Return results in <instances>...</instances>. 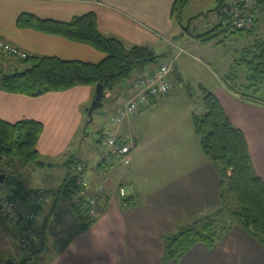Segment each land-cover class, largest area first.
I'll list each match as a JSON object with an SVG mask.
<instances>
[{
    "label": "crops",
    "instance_id": "0c3cea01",
    "mask_svg": "<svg viewBox=\"0 0 264 264\" xmlns=\"http://www.w3.org/2000/svg\"><path fill=\"white\" fill-rule=\"evenodd\" d=\"M175 1L0 0V39L18 47L30 57H57L63 60L97 63L105 57L103 53L61 37L20 28L16 24L17 18L28 13L40 19L70 22L76 16L94 12L103 35L120 39L127 46L146 45L155 48L161 44L163 38L172 34L178 37L175 29L179 20L172 17ZM216 2L217 0L213 3ZM212 42L214 41H210ZM173 53L168 58L173 56ZM12 58V55L0 51V77L14 74L10 73V70L20 72L17 69L21 67L16 66ZM153 68L155 67L148 70ZM174 68L171 73L172 88L167 96L151 100L138 114L121 124L114 125L110 118L108 125L101 129L103 132L113 130L123 140L135 142L136 147L128 165L130 167L119 162H106L107 164L101 166L102 152L99 157L90 152L87 156L80 154L82 146H77L75 142L85 133L84 110L92 102L94 88L79 86L33 98L8 93L0 85V119L10 123L26 119L42 123L43 132L37 148L43 160L55 164L52 168L30 167L26 171V167H22L24 169L19 177L24 187L33 190L56 189L68 176L65 163L72 156L83 160L87 164L86 170L92 167L93 177L90 181L93 189L99 184L105 187V196L99 202L96 222L85 231L78 232L80 225L73 203L72 206L61 205V196L54 195L56 198L52 201L48 213L43 214L46 210L44 206L37 213V222H40L42 217L43 221L41 226L35 224L33 231L31 230L32 236L40 238L39 232L47 219L45 250L51 249L49 246L52 235L60 236L55 241L61 240V245L52 248L55 253L50 258L52 264H164L163 236L174 233L177 224L185 223L220 205V175L210 160L201 156V139L197 149V139L194 137L198 134L194 129V118L190 117L191 104L181 118L176 117L169 119L167 123L164 122V129L156 131L153 138L149 139L148 145L158 146L157 150L162 155L159 178L154 175L141 176L136 171L139 150L143 144L133 127L136 123L133 118H141V115L145 116L156 105L172 99L176 87ZM137 74L139 73L134 76ZM129 80L112 93L113 99L105 105L112 117L119 106L131 96ZM214 94L233 124L244 132L250 146L254 171L264 180V109L252 105L258 104L257 102L248 101L224 87L218 88ZM153 151L149 152L151 156L156 154ZM192 152L195 158L189 161L187 158L192 157ZM117 166L120 168L116 169ZM37 169L48 170L51 175L56 174L61 184L56 188H28L25 179L34 182L32 176ZM103 171L105 172L102 173ZM120 185L126 186L130 196L135 198L132 207L125 208L121 205L117 193ZM32 209L33 203L25 199L18 200L15 207V210L23 215ZM74 217L77 229L65 237L66 225L73 222ZM19 235V230L8 215H0V258L18 261ZM40 258L43 259V254ZM168 264H264V247L235 224L212 249L198 244L182 258L172 260Z\"/></svg>",
    "mask_w": 264,
    "mask_h": 264
},
{
    "label": "trees",
    "instance_id": "16d2710c",
    "mask_svg": "<svg viewBox=\"0 0 264 264\" xmlns=\"http://www.w3.org/2000/svg\"><path fill=\"white\" fill-rule=\"evenodd\" d=\"M189 1L176 0L172 7V17L181 20ZM229 4L226 0H217V6L211 12L220 19L217 26L219 29L215 28L203 34V37L198 36L201 37V41H214L216 34L213 32L220 31V28L222 32L242 38L254 36L255 26L260 17L256 15L251 27L236 29L232 26V17L228 12ZM260 4L264 8V0H261ZM16 24L23 29L90 46L103 53L105 57L97 63L63 60L57 57H27L22 59L27 65L23 71L2 76L3 81L0 85L8 93L36 98L79 86H90L95 90L98 84H102L105 92L98 106L99 110L104 106L106 93L115 92L122 84L124 86L137 72L143 73L170 59L168 55L163 57L156 55L154 48L150 46H127L120 39L103 35L94 12L76 16L70 22L40 19L25 13L17 18ZM221 43H224V40L218 41V44ZM234 65L247 70L248 88L263 83L264 41L257 39L251 49H244L242 56ZM233 79L236 81L237 77ZM225 86L229 91L245 97L233 87ZM203 104L204 115L194 116V129L201 138L203 153L220 175V205L185 223L177 224L174 233L163 236L164 264L182 258L198 244H204L208 249H212L235 224L264 247V180L254 171L248 140L244 132L233 124L213 92L203 89ZM89 107L84 110L85 119ZM42 132V123L34 120L10 123L0 119V173L6 175L4 182L0 183L6 188V196L0 198V201L9 198L17 201L26 200L31 194L45 198L50 195L63 196L68 201H73L74 212L80 225L78 232L85 231L95 224L96 219L81 213L82 197L76 166L80 163L85 167L87 164L83 160L77 156L69 158L65 163L68 176L59 187L51 190L27 189L20 180L17 170L10 169V173L4 170L5 166L8 168L12 163L21 167L40 169L54 167L55 164L43 160L38 151L37 146ZM103 133L102 130L99 131V144ZM103 164H107L106 161L103 160L101 166ZM228 194L235 201L233 208L228 203ZM134 199L133 196L120 198V202L123 207L129 208L133 206ZM124 203L127 205L124 206ZM32 210L39 213L42 207L33 205ZM47 226L46 219L38 235L40 238L30 235V247L24 252H29L30 255L22 257L21 264L31 263L36 260L37 254L44 252ZM31 230L29 229V234ZM0 262L5 264L3 258H0Z\"/></svg>",
    "mask_w": 264,
    "mask_h": 264
},
{
    "label": "rangeland",
    "instance_id": "374dc122",
    "mask_svg": "<svg viewBox=\"0 0 264 264\" xmlns=\"http://www.w3.org/2000/svg\"><path fill=\"white\" fill-rule=\"evenodd\" d=\"M215 1L216 0H190L183 13L182 19L177 22L175 34L178 35V37H174L175 35L172 34L166 38H163L164 40H162L161 44L154 48L156 55L158 56H170L174 52V55L170 57V59H172L178 55L174 61L175 68L173 67V77L174 81L176 82V87L175 91L173 92L174 95L172 94L173 96L170 101L161 102L153 109L149 110L147 114L145 113V116L143 114L141 115V118L137 117L139 118L138 120H136L137 118H133V120L136 121L135 126L133 127L142 140L141 144H143L142 148L139 150V163H137L136 168L137 173L141 176L148 175L151 177L154 175L155 177L159 178L161 172L159 165H162L163 163L162 155H160L157 150L158 146H150L148 145V142L150 138H153V133L164 129V122L167 123L166 121L176 117L181 118V115L184 113V111H186L189 104L192 105L190 117L194 118V116L201 117L204 115L203 89L214 93L218 88H226L225 85H229L237 90L238 93L244 95L248 101H254L258 103H251L252 105L264 109V82L248 88L249 82L246 79L247 70L234 65V62L238 61L242 56L244 49H251L257 39L264 41V16H260L258 19L259 22L255 26L256 30L253 37L242 38L235 34L222 32V28H220V31L217 32L215 30L213 32L216 34L214 37V42H203L201 41V37L198 36L202 35L203 37V34L217 28L218 26V17L214 12H211L217 6V2L213 3ZM236 1L237 0H226L227 3H234ZM217 29H219V27ZM226 36L227 39L225 40ZM222 40H225L224 43L218 44V41ZM12 57H14L12 59L15 60L17 64L16 66L19 65L21 67L20 69H17L18 71H22L23 68L27 67V65L21 62L18 57ZM9 72L15 73L17 71L10 70ZM233 77H237V80L235 81ZM112 93L113 92L106 93L104 98V109H99L94 113L93 122L87 127L86 131H84L85 133L80 135L77 142H75L77 143V146L78 144H81L82 146V150L80 151L81 156H87L90 152L91 154L96 153V156L99 157L101 147L99 144L100 136L98 132L103 127H106L110 118H112L110 112L105 109V105L108 103V101L113 99ZM195 136L196 138L194 137V139H197L198 149V143L200 142L201 138L198 135ZM186 141L184 142L185 145ZM192 147L194 148V145ZM150 150H154L153 153L156 152V154L151 156L149 153ZM191 154L192 159L188 156H185L188 157L187 159L189 161H192L195 158L193 157V152ZM201 156H206L202 153V150ZM181 157H184V155H181ZM24 168L12 163V166L8 168L5 166L4 170L6 173H10V169H15L18 171L19 175H21L20 173ZM28 168L30 167H26L24 171H26ZM118 168H120V166H117L116 169ZM104 172L105 171L102 173ZM50 173L51 172L48 170L37 169L35 174L32 176V180L34 182L25 179L26 186L28 188L35 189L40 187L56 188L59 184H61L59 183L61 181H58L56 174L51 175ZM86 174L89 179L93 177L92 167L87 169ZM160 178L162 177L160 176ZM97 181L98 180H96V182ZM113 185L114 184H112V186ZM5 196L6 188L0 184V198H4ZM35 196L36 198L42 197V203L37 204V206H44L43 208L46 210L43 214H45L48 213L49 207L57 195H50L47 198L38 194ZM9 200H12V198H9ZM2 201H0V203H2ZM59 201L62 202L61 205L67 204L72 206L73 203V201H67V199L63 196L59 198ZM228 203L231 208L235 207V201L229 196V194ZM64 207L66 209L65 205ZM37 221L33 223L31 229H33L35 224L37 226H41L43 217L40 222ZM66 227L67 230L64 232L65 237L71 235L77 229L75 217L74 221L69 222V225H66ZM50 232L51 234H54L53 231ZM30 235H33V233L31 232ZM20 237L21 234L19 235V243ZM58 237L60 236H55V234L52 235V240L49 246L51 249L44 250V253L40 252L43 254V259L40 258L41 254L39 253L40 256L37 254L35 256L36 260L29 264H52L50 258L55 255L54 249L52 248L53 246L59 247L61 245V240L57 242L55 241V239L57 240ZM18 245L20 253L18 254L17 262L21 264V258L26 257V255L29 256L30 253H24L25 250L20 247V244Z\"/></svg>",
    "mask_w": 264,
    "mask_h": 264
},
{
    "label": "built area",
    "instance_id": "2783aa9c",
    "mask_svg": "<svg viewBox=\"0 0 264 264\" xmlns=\"http://www.w3.org/2000/svg\"><path fill=\"white\" fill-rule=\"evenodd\" d=\"M260 2L261 0H239L238 2L230 3L228 12L232 17V26L236 29L251 27L256 19V15L258 17L264 15V8L261 7ZM0 51L21 59L30 57L28 53L2 39H0ZM177 57L178 55L175 58ZM175 58L167 59L160 65L155 66V68L137 74L129 80L131 96L127 102L119 106L115 115L112 117L111 121L114 125L121 124L126 119L138 114L141 108L148 105L151 100L168 95L172 88L170 77ZM100 147L102 160L110 164H112V162H119L128 166L131 163L136 144L133 140H123L112 130L103 133ZM86 171L84 165L80 163L77 164L76 173L78 175V185L81 189L80 196L82 197L81 213L91 219H95L99 214V202L105 196V187L99 184L93 189ZM117 193L122 199H126L131 195L129 189L124 185L118 187ZM26 200L32 202L33 205L36 206L42 203V197L36 198L34 194L28 196ZM15 204V199L3 200L2 203H0V210L2 214L8 215L11 222L19 230L21 234L20 247L26 250L30 247L29 229H31L33 223L37 221L38 215L34 210L25 215L20 214L16 212ZM126 205L127 203H124V206Z\"/></svg>",
    "mask_w": 264,
    "mask_h": 264
},
{
    "label": "water",
    "instance_id": "95a60500",
    "mask_svg": "<svg viewBox=\"0 0 264 264\" xmlns=\"http://www.w3.org/2000/svg\"><path fill=\"white\" fill-rule=\"evenodd\" d=\"M3 81V77H0V83ZM105 88L102 84H98L94 91V97L90 104L89 110L87 112L86 120H85V131L87 127L93 122L94 120V113L98 109L99 104L101 103L104 97ZM6 178L5 174L0 173V183H3ZM5 264H19L17 261L13 259L5 260Z\"/></svg>",
    "mask_w": 264,
    "mask_h": 264
}]
</instances>
